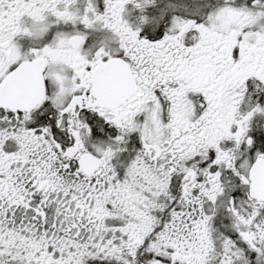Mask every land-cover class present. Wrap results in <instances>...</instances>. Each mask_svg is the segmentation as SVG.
Returning <instances> with one entry per match:
<instances>
[{
	"label": "snow or ice",
	"instance_id": "1",
	"mask_svg": "<svg viewBox=\"0 0 264 264\" xmlns=\"http://www.w3.org/2000/svg\"><path fill=\"white\" fill-rule=\"evenodd\" d=\"M0 264H264V0H0Z\"/></svg>",
	"mask_w": 264,
	"mask_h": 264
}]
</instances>
